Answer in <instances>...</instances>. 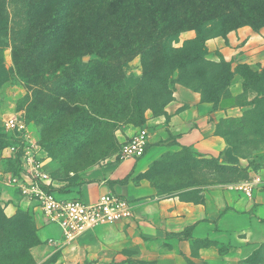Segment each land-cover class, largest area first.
<instances>
[{
    "label": "rangeland",
    "instance_id": "374dc122",
    "mask_svg": "<svg viewBox=\"0 0 264 264\" xmlns=\"http://www.w3.org/2000/svg\"><path fill=\"white\" fill-rule=\"evenodd\" d=\"M127 1L135 7V0ZM219 1L225 3L221 8L226 10L218 11L216 6L215 14H228L234 20H246V25L233 27L225 34L226 37L242 28L254 33L264 30V0ZM243 5L247 6L250 15L243 10ZM57 7L56 3L48 0H0V185L21 198L14 187L5 184L15 172L14 152L3 141L4 137H13V132L6 129L5 123L15 117L24 122L40 146L54 186L71 197L81 195L82 185L90 186L79 199L92 202L99 191L93 185L103 183L111 187L110 175L119 165L122 144L128 140L123 130L141 127L127 123L123 114L116 115L117 107H122L117 101L136 100L141 104V99L149 94L148 85L154 87L161 78L168 77L169 83H173L169 85L172 93L182 86L199 93L204 100L207 97L217 98V106L227 111V116L219 120L215 133L223 137L226 148L217 157L198 156L186 149L167 150L145 173H141V180L147 179L162 199L174 196L181 202L194 205L216 199L214 192L219 190L244 196L235 187L258 174L262 176L264 172V102L260 100L259 93V90L264 92V83L259 85L247 78L242 88L239 74L247 76L245 67L261 73L264 70V49L257 58L250 55L252 64H237V57L226 61L218 51H209L207 41L221 38L211 37L205 41L207 55L203 63L174 69V53L169 52L165 60L152 56L143 61L141 51L132 46L128 38L119 35L115 28L117 33L111 32L110 47L101 54L105 61L98 62L95 55L89 56L83 51L80 71L69 69L59 74L56 66L58 63L66 65L72 59L71 49H66L61 39L52 45H40L43 40H48L42 37L47 24L53 22V26L60 28L65 21L64 16L55 10ZM132 12L136 15L137 11ZM124 15L121 8L114 14L117 17ZM73 18L76 20L77 16L73 15ZM72 26L74 24L71 23L70 27L74 28ZM134 27V36L138 38L141 30L137 25ZM57 30L63 37L64 31ZM195 38L193 29L185 30L171 43V47L182 50L179 53L181 57L197 54L195 49L185 48V43ZM259 46L264 48V43ZM219 57L230 65L232 79L229 87L219 80L222 75ZM90 65L96 66L97 70L94 73L91 70L84 77L82 70ZM40 72L43 75H38ZM103 74L110 84L104 82L99 87L89 84L78 93L64 91V85L69 82L79 81L82 77L97 81ZM235 78L241 80L242 90L237 95L232 94L230 87ZM255 100L260 102L253 105ZM145 106L144 124L148 117L162 115V104L151 101ZM173 139H161L148 148H166L170 144L177 147L175 141L168 143ZM76 179L83 184L72 186ZM127 179L123 177L117 183H126ZM0 206L5 218H11L20 209L8 216L4 211L5 205L0 202ZM20 210L30 217L39 242L18 258H0V264H158L153 259V247L141 248L140 225H135L133 221L101 226L73 242H65L58 227L46 225L52 227L44 229L32 209ZM2 230L0 221V232L5 234ZM24 231H27L26 228ZM9 242V235L0 234V251L5 250ZM249 254L246 264H264V248L255 247Z\"/></svg>",
    "mask_w": 264,
    "mask_h": 264
},
{
    "label": "crops",
    "instance_id": "0c3cea01",
    "mask_svg": "<svg viewBox=\"0 0 264 264\" xmlns=\"http://www.w3.org/2000/svg\"><path fill=\"white\" fill-rule=\"evenodd\" d=\"M262 43L264 30L254 33L242 28L228 34L226 39L209 40L206 45L209 51H218L226 61L237 57V64H252L250 55L259 57L264 49L259 46ZM232 82V94L237 95L242 90L241 80L235 78ZM164 110L168 118L165 115L148 117L142 126L149 135L148 146L169 137L174 139L168 143L175 141L178 146L147 147L142 158L119 161L109 178L111 187L103 183L93 185L99 188L98 195L87 203L95 202L106 192L133 201L134 215L123 222L133 221L135 225H140L141 248L153 247V259L158 264H246L249 253L255 247L264 248V172L262 176L258 174L261 185L250 197L219 190L214 192L216 199L201 205L181 202L174 196L162 199L147 179L141 180V173H145L167 150L186 149L198 156H219L226 143L215 130L219 120L227 116V111L203 101L199 93L182 86L175 89L173 99ZM139 129L125 128L123 132L129 139ZM127 176L126 183H117ZM84 186H81L79 196L90 187ZM0 202L5 205L4 211L8 216L18 208H30L44 229L52 227L46 226L35 203L14 195L11 189L2 185Z\"/></svg>",
    "mask_w": 264,
    "mask_h": 264
},
{
    "label": "trees",
    "instance_id": "16d2710c",
    "mask_svg": "<svg viewBox=\"0 0 264 264\" xmlns=\"http://www.w3.org/2000/svg\"><path fill=\"white\" fill-rule=\"evenodd\" d=\"M48 1H52L58 5L55 10L59 11L62 16H64L65 21L60 25V28L53 26V22L47 24L48 26L43 30L42 37L48 40L47 42L43 40L40 45L44 43L52 45L54 42L57 43L62 40V43L64 42V44H66V49H71L73 56L72 59H69L68 62L65 63L66 65L57 64L56 71H58L59 74H63L69 69H75L76 72L80 71L78 68L83 67V55L81 54L83 51L89 56L95 55L98 62L105 61L101 54H104L110 47L111 42H109V39H112L111 32L117 33L116 29L119 35L128 38L132 46L137 47L141 51V58L143 61L152 56H158L159 59L165 60L168 57V53L172 52L176 56L173 67L174 69H180L185 65L204 62L203 59L207 55L205 46L206 40L211 37H221L225 39V34L233 29V27H237V25L238 27L246 25V20L244 19L238 18L234 20L232 16L228 14H215L214 7L216 6H218V11L226 10L225 8H221L225 3L219 0H135L134 8L127 0ZM119 8L125 13L122 17L114 16ZM131 10L137 11L136 15H134ZM207 10H210L209 14H207ZM243 10L250 15L246 5H243ZM71 12L73 14H71ZM199 12L200 15L198 14ZM73 15L77 16L76 20H74ZM71 23L74 24V26H72L74 28L70 27ZM134 25H137L141 30L138 38L134 36ZM57 29H60L61 33L64 31L63 37L59 35ZM188 29H193L196 32V38L193 41L186 42L185 48L191 47L193 50L195 49L197 54L181 57L179 53L183 51L173 49L171 43L178 38L181 32ZM55 33L56 35H54ZM219 60L222 68V75L219 77V80L226 83V86L229 87L232 79L230 65L224 62L221 57H219ZM49 63L52 64V61L50 60ZM245 68L248 70L247 76L241 73L239 74L243 81L242 88L244 87V83L246 84L247 78H251L253 81L258 82L259 85L260 82L264 83V70L261 73H257L250 71L247 67ZM91 70H93L92 73H94L97 70L96 66L90 65L82 70L84 77L88 75ZM42 73L43 72H40L38 75H43ZM167 79L168 77L164 79L161 78L154 87L148 85L150 88L149 94L141 99V104L136 100L134 102L128 99L118 100L117 103L121 104L122 107H117L116 115L123 114V116L127 118V123L141 126L140 128H142L145 122L143 109L147 107L145 103H151V101H153L154 104H162V115L168 118L164 109L173 99V97H171L173 89L169 90L173 83L172 81L169 83ZM104 82L105 84L111 83L106 80L104 74L101 78L97 79V81L82 77L79 81L65 84L64 91L65 93H75L76 91V93H78L84 86L94 83L99 87L104 85ZM259 93H261L262 97L260 100L264 102V92L259 90ZM202 100L213 103L215 107L217 106L216 97H207L205 100L202 98ZM260 100H255L252 104L257 105ZM113 120L116 121V119ZM3 141L10 147L17 144V141L13 137H4ZM13 155L15 162L14 174H16L19 171L18 151ZM120 183L124 182L121 181ZM82 184L83 182L76 179L71 185L77 186ZM57 192L65 194L62 192L61 188L57 189ZM0 216H2L0 217L1 228L3 229L2 231H5V234L2 232H0V234H2V236H6V234L10 236V242L7 244L8 246H5V250L3 249L0 251V258L11 256L13 258H18L24 255L30 247L38 244L39 241L36 237L30 217L25 212L18 209L14 216L5 218L0 206ZM25 228L27 231H24Z\"/></svg>",
    "mask_w": 264,
    "mask_h": 264
},
{
    "label": "built area",
    "instance_id": "2783aa9c",
    "mask_svg": "<svg viewBox=\"0 0 264 264\" xmlns=\"http://www.w3.org/2000/svg\"><path fill=\"white\" fill-rule=\"evenodd\" d=\"M5 127L13 132L17 141L10 150L19 154V171L10 175L5 184L14 187L22 199L35 203L44 223L58 227L65 242H73L94 228L128 221L133 217L132 201L116 194L106 192L95 202L86 203L79 197L57 192L46 169V158L24 122L13 117L6 121ZM148 143L147 130L140 128L122 144L119 161L142 158ZM260 185V177L255 176L235 189L250 197Z\"/></svg>",
    "mask_w": 264,
    "mask_h": 264
}]
</instances>
